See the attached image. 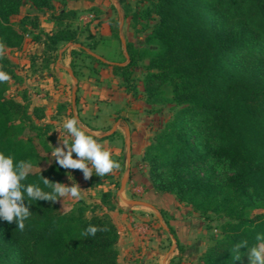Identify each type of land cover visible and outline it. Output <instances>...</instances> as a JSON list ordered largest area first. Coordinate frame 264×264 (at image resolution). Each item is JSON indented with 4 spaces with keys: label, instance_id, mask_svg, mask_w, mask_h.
Segmentation results:
<instances>
[{
    "label": "trees",
    "instance_id": "trees-1",
    "mask_svg": "<svg viewBox=\"0 0 264 264\" xmlns=\"http://www.w3.org/2000/svg\"><path fill=\"white\" fill-rule=\"evenodd\" d=\"M26 2L39 10L52 7V0H0V63L12 77L8 67L13 64L3 50L22 46L25 34L12 26L11 18L20 15ZM122 9L135 28L138 13ZM139 16L155 21L144 40L150 48L137 50L127 42L124 65L90 56L95 44L78 42L69 24L46 38L43 54L53 59L60 43L80 45L70 52L75 78L74 57L83 55L90 64L112 66L133 98L142 93L147 104H174L173 117L141 157L151 186L203 215L225 219L221 238L200 264H241L247 248L234 260L233 245L247 240L251 247L256 234L264 232V0H154ZM75 18L73 10H61L55 17L59 22ZM112 37L120 42L117 29ZM50 57L43 58L44 68ZM140 62L145 74L139 92L133 72ZM165 85L171 87L170 99L164 96ZM7 89V81L0 82V150L39 162L50 153L44 140L48 127L35 124L45 114L37 107L30 110L25 101L7 98ZM41 170L60 182L68 172L47 165L31 172L25 183H39ZM110 197L106 192L101 200L108 205ZM33 203L23 230L0 220V264H117L119 235L109 217L88 218L82 206L62 211L60 200ZM248 209L260 212L248 217ZM90 224L107 230L85 237L82 232ZM166 228L175 238L173 229Z\"/></svg>",
    "mask_w": 264,
    "mask_h": 264
},
{
    "label": "rangeland",
    "instance_id": "rangeland-1",
    "mask_svg": "<svg viewBox=\"0 0 264 264\" xmlns=\"http://www.w3.org/2000/svg\"><path fill=\"white\" fill-rule=\"evenodd\" d=\"M153 1L154 0H52V7L50 9L41 10L34 8L29 2H26L20 15L11 18L12 26L16 29L22 30L25 37L20 49L14 50L11 48H5L3 50V53L13 64L8 67V70L14 74V77L11 76V78L7 81L8 89L5 96L16 102L25 101L29 105L30 110L35 107L43 110L45 114L44 120H36L35 124L39 126L46 125L48 127V133L44 140L47 142L50 150V143L53 146H56L59 142L58 138L60 134L59 131L55 129L61 127L59 124H53L52 121L57 120V116L65 115L71 117L72 115L77 114L75 109L71 106L70 92H65V105H62V99L54 101L55 103L50 107V109L44 106L40 107L39 104L36 105V100H46L49 96L52 97L55 92L59 94L61 91L60 79L55 76L58 57L51 59V55L48 56L45 54L44 56L43 54V43L46 41V38L52 32L64 27L66 24H69L72 29L76 30L78 42L88 46L95 44L96 47V38H101L102 36L107 35L112 36L115 29H117L118 35H121L126 43L129 42L137 50H148L150 46L145 44L144 40L145 37L150 34L155 21L152 19L141 20L139 15L140 12L149 9ZM123 6H127L130 9V14L134 12L138 13V24L135 28L132 27L131 19L124 16L122 9ZM61 10L75 11L76 18L73 20L59 22L55 19V17ZM120 24L121 27L119 28ZM92 26H94L93 29L91 28ZM92 31L95 32V35H92ZM115 43L117 51L120 53L118 61L124 64L126 63V57L122 49L121 42L115 40ZM66 44L67 43H60L58 50L64 48ZM151 48L155 49V47ZM44 57H46V59H48L47 57H50L49 66L47 68L43 67ZM58 63L63 65V59H60ZM88 66H91V64L87 58L83 57V55L74 57L73 67L77 75H81V70L87 69ZM137 66L138 67L133 72V79L138 85L140 92L142 89L143 76L145 74L144 63L140 62ZM0 68H3L1 63ZM67 68L70 69V64ZM45 69L47 73L45 72ZM66 73V71L63 72L65 75ZM44 76L46 78H44ZM46 80H48V83ZM70 81L71 84L69 85L71 86L73 85L72 79ZM45 84L46 86L50 84L52 89H47ZM118 87H121V81ZM162 89L165 98L170 99L171 87L165 85ZM134 99H140L146 104L143 113L146 120L140 121L145 123V125H140L139 129L135 126L134 131L143 132L146 135L149 134L148 136L151 143L154 135L159 132L169 120H171L177 108L170 102H164L156 105L147 104L142 93H139ZM81 125L82 127H85L83 124ZM115 134L116 132L114 131L113 134L107 136L108 142L106 148L110 149L112 153L114 152L113 154L120 162L121 167L119 169H114L104 177L93 175L90 179H84L83 173L79 169H68V171L72 172L76 182L82 189V199H77L70 195L65 196L60 199V208L62 211H68L82 206L85 208L86 216L88 218L93 215L107 216L115 225L120 237V234L123 236V219H121L123 218V206L127 210H129V207L135 206H128L123 203V200L119 195H117L120 189L121 179L127 168V160L126 147L124 143L125 132H123V135L118 134V147L115 146ZM44 156L45 158L43 160L34 164L32 172L49 165L47 163V159L50 158V153L48 156L47 154ZM135 167L139 171L145 170L148 175V168L141 162V158L138 163L135 164ZM63 182L68 183L67 176ZM99 183L105 185V192L93 189L95 184L97 185ZM150 187L155 193L169 194L155 191L152 188L151 183ZM106 192H109L111 195L108 205H105L101 200L102 194ZM123 192L121 193L122 197ZM175 202L176 210L173 213H170L167 210V206L161 209L155 207V210L158 211L160 215L162 212L161 221L165 226L168 225L171 227L170 223H178L177 221L184 222L183 227H181L183 229L178 230L177 235L174 232L175 238L162 228L154 210L142 206H139L141 209L136 211L137 214L127 216L130 225L129 228L132 229L133 233L136 234L135 236L137 237L148 236L146 239L149 242L147 248L150 250H158V252H160L159 254L162 255L158 256L160 258L156 256L154 258L155 261H158V259L167 255L166 264H200V258L215 244L217 240L221 238V226L224 224L225 219L222 218V216L213 213L203 215L202 213L195 211L190 205L178 202L176 198ZM109 205L113 206L112 210L108 209ZM117 206L120 208H117ZM111 212H116V214L111 215ZM258 212H260L258 209H248L246 211V215L248 217H252ZM173 240L175 241V247L170 252L173 247ZM184 240H186V244L182 243ZM116 251L118 253L117 264H138L136 261L135 263H131L130 257L126 254L122 255L123 252L120 253V250ZM241 264H249L247 253L245 254Z\"/></svg>",
    "mask_w": 264,
    "mask_h": 264
},
{
    "label": "crops",
    "instance_id": "crops-1",
    "mask_svg": "<svg viewBox=\"0 0 264 264\" xmlns=\"http://www.w3.org/2000/svg\"><path fill=\"white\" fill-rule=\"evenodd\" d=\"M93 27L94 26L91 28L93 29ZM92 35H95L94 31H92ZM115 40L116 39H113L111 35L96 38L97 45L92 53L104 59L108 64L121 63L118 61L120 53L117 51ZM58 47H60V44ZM71 50H73V48L67 43L64 48L57 51L58 60L56 63L55 76L60 79V93L58 94L55 92L52 97L49 96L46 100H36V105L39 104L40 107L44 106L50 109V107L54 105V101H59L60 99H62V105H65V92H70L71 94L73 86L69 85L71 84L69 75L67 73L66 75L63 74L71 62ZM60 59H63V65L58 63ZM81 71V75H77L75 111L80 123L85 126V130L91 132L97 138H103L107 137L104 136L105 133L116 126L115 146L118 147V134L123 135L125 128L129 129L131 147L130 178L123 192V199L142 201L158 209L167 206V210L173 213L176 210L174 196L155 193L150 187L149 177L146 171H139L135 167V164L140 160L144 150L150 144L149 134L146 135L143 132L134 131L135 126L139 129L140 125H145V123L140 121L146 120V117L143 116L146 104L140 99H134L130 94L124 92L121 87H118L120 85V79L113 75L112 66L91 64L87 69ZM45 72L47 73L46 69ZM45 76L44 78H46ZM46 81L48 83V80ZM46 87L49 90L52 89L50 84ZM66 117L68 116H57V120H53L52 123L61 126L63 119ZM99 141L103 143L104 147L107 146V138ZM68 183L71 182L68 181ZM93 189L102 192L106 191L105 185L102 183L95 184ZM118 207L119 206H117V208ZM139 209H141V207L135 206L129 207V210H127L123 206V218H121L123 219V236L120 234L116 244V250H120V253L123 252L122 255L126 254L130 257L131 263H135L136 261L138 264H163L167 255L155 261L154 258L156 256L162 255L159 254L160 252H158V250H150L147 248L149 245V242L146 240L148 236L137 237L132 229L129 228L130 225L127 216L137 214L136 211H139ZM116 212H111V215H115ZM177 222L178 223H170L176 235L178 234V230L183 229L181 227L184 225V222ZM182 243L186 244L187 242L184 240Z\"/></svg>",
    "mask_w": 264,
    "mask_h": 264
},
{
    "label": "clouds",
    "instance_id": "clouds-1",
    "mask_svg": "<svg viewBox=\"0 0 264 264\" xmlns=\"http://www.w3.org/2000/svg\"><path fill=\"white\" fill-rule=\"evenodd\" d=\"M10 78V73L0 68V82ZM55 130L59 131V142L56 146L50 143V158L47 159L49 165L55 164L58 170L79 169L84 179H90L93 175L104 177L121 167L112 151L82 127L77 115L64 118L61 127ZM48 153L49 151L47 156ZM34 164L32 159H16L13 154L0 150V220L10 224L14 222L20 230L25 228V221L33 213V202H56L68 195L82 199V189L71 171L66 172L70 184L49 180L42 175V170L39 183H25ZM106 230V227L90 224L83 230L82 235L92 237L97 231ZM255 240L257 243L251 247L247 240L234 244L231 249L234 260L241 258L240 249L246 246L249 264H264V232H258Z\"/></svg>",
    "mask_w": 264,
    "mask_h": 264
},
{
    "label": "water",
    "instance_id": "water-1",
    "mask_svg": "<svg viewBox=\"0 0 264 264\" xmlns=\"http://www.w3.org/2000/svg\"><path fill=\"white\" fill-rule=\"evenodd\" d=\"M120 27H121V24L119 25V28ZM119 39H120V42H121L122 49L124 51L125 57L127 59L126 42H125V40L123 39V37L121 35L119 36ZM69 46H71L73 48H79L80 47V45L71 44V43H69ZM88 54L90 56H92V57H95L100 62L106 63V61L104 59H102L101 57L95 55L94 53L88 52ZM111 65H124V64L123 63H111ZM65 70H66L67 74L71 77L72 82H73V87H72V90H71V106H72L73 109H75L77 79L73 76V73H72V71L70 69L66 68ZM115 129H116V126H114L109 132L105 133L104 136H109V135L113 134ZM124 132H125V141H124V143H125V147H126L127 168H126V171H125V173H124V175H123V177L121 179L120 189H119L118 195L122 198L123 202L125 204H127L128 206H142V207H146V208L154 210L156 212V217L159 220L162 228L168 232V229L166 228V226L161 221V216H160L159 212L156 211L155 208L152 205H150L148 203H145V202H142V201H138V200H125L122 197L121 193L125 189L126 183H127L128 179H129V173H130V154H129V151H130V136H129V129L125 128ZM174 247H175V241L173 240V247L170 250V252L173 250ZM166 260H167V257L164 259L163 264H166Z\"/></svg>",
    "mask_w": 264,
    "mask_h": 264
}]
</instances>
